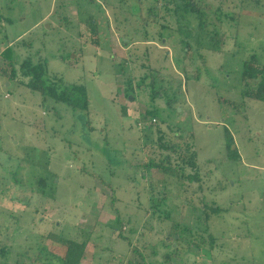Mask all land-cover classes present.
Listing matches in <instances>:
<instances>
[{
	"label": "rangeland",
	"instance_id": "obj_1",
	"mask_svg": "<svg viewBox=\"0 0 264 264\" xmlns=\"http://www.w3.org/2000/svg\"><path fill=\"white\" fill-rule=\"evenodd\" d=\"M194 1L209 24L188 36L176 0H0L11 20L0 22V47L14 66L41 61L47 78L84 85L89 101L88 111L73 109L0 73V250L9 247L0 264H40L48 232L88 236L83 264H264V101L242 94L256 82L240 77L251 55L264 63V0ZM106 10L116 11L111 27ZM146 109L158 116L151 128ZM157 129L187 156L195 151L199 181L158 147ZM227 133L239 159H226ZM139 158L177 165L176 175L134 170ZM211 201L223 210L206 209L204 224ZM173 223L203 235L187 244L183 232L175 245ZM45 244L65 253L63 243ZM170 244L179 253L167 263Z\"/></svg>",
	"mask_w": 264,
	"mask_h": 264
},
{
	"label": "trees",
	"instance_id": "obj_2",
	"mask_svg": "<svg viewBox=\"0 0 264 264\" xmlns=\"http://www.w3.org/2000/svg\"><path fill=\"white\" fill-rule=\"evenodd\" d=\"M103 3L104 6L107 4V0L105 2H100ZM176 10L183 11L185 14V19L187 21L186 25V30H188V36L193 34V31L200 29L204 30L209 22L207 21V17L209 16L204 10L196 4L194 0H176ZM78 10V9H77ZM175 12H178L176 11ZM115 10H109L105 12V20L104 26L106 27H111L112 26V20L111 13H114ZM116 12V11H115ZM108 13V14H107ZM119 12L116 13V17L118 18ZM114 17V16H113ZM110 18V19H109ZM5 20L1 14H0V22ZM207 19V20H206ZM8 20V19H7ZM180 20H183L180 19ZM88 29L91 32V37H92V42L96 45L99 46V38H100V32L97 30V26L95 21L91 20V16L88 19ZM113 21H116L115 18ZM8 22H11V20H8ZM210 26V25H209ZM97 30V31H96ZM190 33V34H189ZM216 33V32H214ZM201 38L199 35L194 37V41H198V39ZM215 36L212 35L209 38V43L208 47L211 49H218V42L215 40ZM150 41V40H148ZM197 43V42H195ZM187 44V43H186ZM188 45V44H187ZM10 47H0V73H3L6 78H11L13 80L21 78L22 85L26 86L32 91L38 92L43 99L50 98L53 101L56 102H63L66 105L70 106L73 109H80L82 111H88V94L86 91V88L82 84H70L68 86L60 87V84L55 80V79H50L47 78V71H46V65L42 63L41 61L34 63L31 59L27 58L24 59L18 68H16L13 64L14 59L12 58L11 53L9 52ZM138 56V55H136ZM256 54H253L250 56L249 61H243L242 65V70L240 77L241 79H251V82L254 83L253 87H249V81H246V84L248 85L249 89L245 90L242 92V94L248 96L249 98H253L256 100L264 101V63L258 62ZM148 62V59H146ZM254 62L255 64L259 65L256 66V68H253L250 64V62ZM142 66H145L143 63H141ZM149 66V65H147ZM261 66V67H259ZM147 68V67H146ZM148 71V77L149 78H154L156 76L154 72L150 69H146ZM146 76V75H145ZM151 83V81H150ZM159 91H157V94ZM170 103V101H168ZM144 121L147 122L148 125L147 128H151L150 126L155 125L158 119L157 114L150 109H146L145 112L143 113ZM154 119V121H152ZM140 123V122H138ZM158 132V137H157V144L158 147L166 150L169 152V154H176L178 156L179 160L182 163H186L189 165L192 170H195L193 174L191 173L187 178L190 180L194 181H199L200 176H199V168H197V163H196V153L195 151H192L188 156H187V148L185 149H180L181 145L173 141H169L166 139V142L162 139L163 135L165 136L164 132H161L160 129H157ZM226 140H225V148H226V159L229 160H236L240 158V155L236 152L235 148H231L233 145L234 141L233 138L230 137V134H226ZM177 136V135H176ZM181 138V137H180ZM179 140V139H178ZM163 142V143H161ZM166 162L170 163V157L167 155L166 157ZM140 160V161H139ZM142 159H137L132 162V168L135 170V167L141 166L144 168V171L146 175L150 174V169L152 168H157V169H162L163 173H168V174H174L176 175V168L177 165L172 167V166H167V164L162 163V160L157 159H148V161H144L143 163L141 162ZM136 162V163H134ZM134 163V164H133ZM180 168H183L182 166ZM165 176V175H164ZM43 178L40 179L42 182ZM41 194V191H40ZM206 209H209L210 212L212 213H219L220 211L223 210L221 206H219L215 201H211L209 205L205 202L204 204V216H203V221L204 224H207L208 221V214L206 213ZM166 216V214H165ZM115 222L113 227L120 228L121 230V222L120 218L118 215L115 217ZM172 228L174 230V233L178 235V239L174 237L175 234H173L172 241L173 244L177 245L179 241H181L184 236V233H188V239H187V244H189L191 241V238H195L196 236H202L203 234L197 232V230H194L197 234L192 233L193 227H183L180 229L177 224L173 223ZM124 238L122 234H120ZM191 236V237H190ZM208 243L212 245V243L215 242V237L211 234H208ZM190 237V239H189ZM87 238L88 236H85L82 240H77V239H66L64 237H58L55 233L48 232L45 234L44 239L42 240V243L46 245V249L40 248L38 250L39 254H37L36 250V256L34 257L33 260L37 261L40 264H83L82 259L84 257V252H85V247L87 244ZM52 240L54 242H59L63 243L66 246V250L64 254H58L56 252L51 251L50 249L47 248V244L45 242ZM199 246V243H197ZM6 249V253H4L3 249H1V254L4 256L7 255L8 249ZM170 252H167L164 254V260L165 262L169 263L170 257L173 254H178L179 252H176V246L173 247L172 244H170ZM140 257L144 260V257L142 254H140ZM136 261L132 260L129 262V264H134ZM143 264H146L145 262Z\"/></svg>",
	"mask_w": 264,
	"mask_h": 264
},
{
	"label": "crops",
	"instance_id": "obj_3",
	"mask_svg": "<svg viewBox=\"0 0 264 264\" xmlns=\"http://www.w3.org/2000/svg\"><path fill=\"white\" fill-rule=\"evenodd\" d=\"M68 10L70 11L71 10V18H72V16L75 14V13H78V10H77V7L76 6H74V5H70L69 7H68ZM8 18H6L5 20L3 19V21H8V20H10V19H8ZM64 19H67V20H69V17H67V15L64 17ZM110 19V18H109ZM5 97H9V94H8V92H6L5 94Z\"/></svg>",
	"mask_w": 264,
	"mask_h": 264
},
{
	"label": "built area",
	"instance_id": "obj_4",
	"mask_svg": "<svg viewBox=\"0 0 264 264\" xmlns=\"http://www.w3.org/2000/svg\"><path fill=\"white\" fill-rule=\"evenodd\" d=\"M152 121H154V119Z\"/></svg>",
	"mask_w": 264,
	"mask_h": 264
}]
</instances>
